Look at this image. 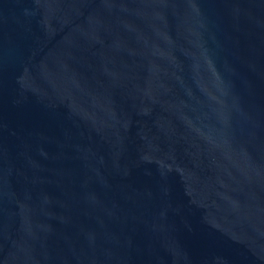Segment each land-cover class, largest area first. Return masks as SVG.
<instances>
[{"label":"water","instance_id":"1","mask_svg":"<svg viewBox=\"0 0 264 264\" xmlns=\"http://www.w3.org/2000/svg\"><path fill=\"white\" fill-rule=\"evenodd\" d=\"M0 264H264V0H0Z\"/></svg>","mask_w":264,"mask_h":264}]
</instances>
